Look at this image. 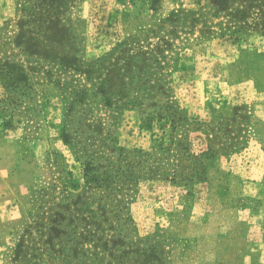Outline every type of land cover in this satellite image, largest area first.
Returning <instances> with one entry per match:
<instances>
[{"label":"rangeland","instance_id":"374dc122","mask_svg":"<svg viewBox=\"0 0 264 264\" xmlns=\"http://www.w3.org/2000/svg\"><path fill=\"white\" fill-rule=\"evenodd\" d=\"M67 6L83 60L162 25L158 35L172 43L164 71L187 120L173 127L164 117L148 118L164 110V96L115 112L90 95L68 111L69 92L55 80L63 87L90 85L58 65L46 72L38 65L40 55L27 57L17 44L20 0H0V68L6 73V62L22 65L29 77L11 90L0 81V264L10 263L13 230L23 229L29 212L44 205L42 190L62 204L82 190L76 146H93L98 156L110 158L121 150L156 153L164 133L181 139L187 148L182 153H204L202 165L195 166L202 174L190 181L172 175L140 179L126 204V242L148 237L162 264H264V36L255 30L220 35L217 26L209 34L204 23L220 20L211 17L210 0H67ZM172 13L188 14L187 27L162 24ZM148 36L144 44L158 41ZM169 148L167 154L178 147ZM136 257L132 252L122 259Z\"/></svg>","mask_w":264,"mask_h":264},{"label":"trees","instance_id":"16d2710c","mask_svg":"<svg viewBox=\"0 0 264 264\" xmlns=\"http://www.w3.org/2000/svg\"><path fill=\"white\" fill-rule=\"evenodd\" d=\"M210 2L213 10L211 17L220 20L212 25L204 23L209 34L217 33L212 30L213 26H217L220 35H241L255 30L264 36V0ZM20 4L22 18L17 44L22 46L24 54L27 57L40 55L38 65L48 73L52 71L50 68L58 65L62 72L71 71L73 77L78 74L90 85L63 87L61 79L55 80L64 92H69L68 111L75 104L86 103L90 95L115 112L122 106L164 96V110L161 107L148 118L162 120L164 117L173 127L183 126L187 119L180 114L179 105L172 99L170 72L164 71L167 66L165 51H171L172 43L158 35L162 25L143 34H133L117 42L104 54L83 60L76 54L78 36L66 17L67 0H20ZM171 15L163 19L162 24L180 22L187 27L188 14ZM191 21L196 22L194 18ZM172 31L174 33L175 30ZM148 35L158 37V41L144 44L146 37L150 38ZM24 68L8 62L6 73L0 68V81L4 80L6 89H14L22 82L28 84L29 77ZM72 79L78 80L75 77ZM150 122L151 119H148V124ZM63 137L65 142H71L67 133ZM181 142L176 136L164 133L154 147L156 153L136 150L130 155L121 150L115 158L98 156L93 146H76L83 169L82 190L72 192L68 197L70 202L66 204L55 202L56 198L42 190L44 205L38 206L35 213L30 211L24 228L13 230L11 234H17V238L9 264H51L55 261L58 264H129L131 260L133 264H162L163 259L152 252L148 237L146 241L126 242L121 228L124 224L128 227L127 222H131L126 204L130 191L140 179L156 176L168 179L172 175L173 180L190 181L201 176L202 167L195 166L202 165L204 153L200 156L184 154L181 150L187 148ZM169 145L178 148L167 154L171 148ZM189 160L192 165L184 163ZM84 206L88 214L80 215ZM119 246L121 251L117 248ZM132 252L137 257L124 262L122 256Z\"/></svg>","mask_w":264,"mask_h":264}]
</instances>
